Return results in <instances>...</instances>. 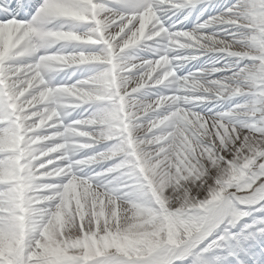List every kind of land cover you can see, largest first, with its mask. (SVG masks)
<instances>
[{"label": "snow or ice", "instance_id": "1", "mask_svg": "<svg viewBox=\"0 0 264 264\" xmlns=\"http://www.w3.org/2000/svg\"><path fill=\"white\" fill-rule=\"evenodd\" d=\"M0 264H264V0H0Z\"/></svg>", "mask_w": 264, "mask_h": 264}]
</instances>
